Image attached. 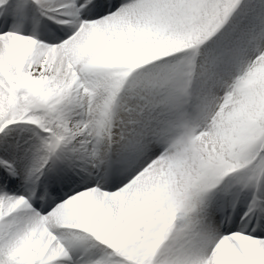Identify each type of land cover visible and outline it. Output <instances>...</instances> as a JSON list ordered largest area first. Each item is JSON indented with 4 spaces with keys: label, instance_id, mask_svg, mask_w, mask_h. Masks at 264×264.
Listing matches in <instances>:
<instances>
[{
    "label": "snow or ice",
    "instance_id": "snow-or-ice-1",
    "mask_svg": "<svg viewBox=\"0 0 264 264\" xmlns=\"http://www.w3.org/2000/svg\"><path fill=\"white\" fill-rule=\"evenodd\" d=\"M0 264H264V0H0Z\"/></svg>",
    "mask_w": 264,
    "mask_h": 264
}]
</instances>
